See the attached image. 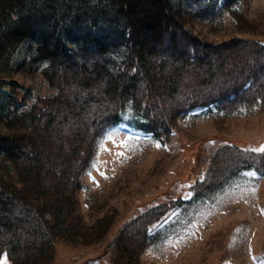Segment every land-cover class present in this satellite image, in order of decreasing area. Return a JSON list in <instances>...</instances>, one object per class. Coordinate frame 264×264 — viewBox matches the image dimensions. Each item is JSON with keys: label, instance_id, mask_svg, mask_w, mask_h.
I'll return each mask as SVG.
<instances>
[{"label": "rangeland", "instance_id": "374dc122", "mask_svg": "<svg viewBox=\"0 0 264 264\" xmlns=\"http://www.w3.org/2000/svg\"><path fill=\"white\" fill-rule=\"evenodd\" d=\"M203 4L211 6L205 17L197 16L194 3L187 8L185 27L209 44L231 40L221 48L227 54L208 44L212 64L198 61L195 48L191 58L166 63L163 52H155L145 68L148 83L134 75L130 95L124 92L130 98L118 106L120 121H131L135 134L119 132L117 124L101 128L92 122L100 116L103 96L96 81L86 87L76 77L80 84L61 88L57 79L48 80L45 63H21L29 58L25 48L11 46L0 53V81L26 85L21 109H30L12 119L0 113V131L20 132L40 149L47 142L61 157L74 145H90L85 165L73 166L76 186L53 173L39 184L35 177L24 184L27 175L0 155L4 185L34 184L47 190L41 197L73 189V204L65 209L71 208L77 233L72 241L56 236L54 256L49 252L38 264H264V90L256 92L249 79L221 99L203 94L220 69L247 58L244 39L264 43V0L235 1L239 20L223 0ZM197 72L204 79L194 84ZM144 89L157 90L162 98L142 109L137 97ZM200 95L213 99L203 102ZM44 102L49 105L39 114ZM21 196L35 198L25 191ZM84 234L88 239L101 235L82 243Z\"/></svg>", "mask_w": 264, "mask_h": 264}, {"label": "trees", "instance_id": "16d2710c", "mask_svg": "<svg viewBox=\"0 0 264 264\" xmlns=\"http://www.w3.org/2000/svg\"><path fill=\"white\" fill-rule=\"evenodd\" d=\"M203 1L0 0V53L11 46L25 48L29 58L21 63H45L42 70L48 80L52 83L57 79L56 85L61 88L72 82L88 87L96 81L101 85L103 96L98 104L100 116L92 122L104 128L122 119L118 106H123L130 98L128 86L134 75L148 83L150 79H147L149 75L145 68L155 52H163L164 61L171 63L191 58L195 48L198 61L212 64L213 49H208L207 41L186 28L184 21V13H190L186 10L193 7V3L198 7L193 9L198 17L206 15L211 6ZM209 1L212 4L217 2ZM235 1L223 0V7L239 20L241 12ZM244 40L248 42L245 48L247 58L235 66L220 69L221 74L212 86L204 89L203 94L221 99L241 89L249 79L257 84L256 92L264 90V81L260 78L262 74L264 78V43L259 39ZM230 42H216L209 46L217 47L218 54L224 56L227 52L221 48ZM242 45H231L230 50ZM250 55L253 57L249 58ZM222 58L220 65H225ZM247 59L251 60L247 62ZM76 77L80 83L73 80ZM192 77L194 84L204 79L198 72ZM148 86H152L151 81ZM248 86L253 88V85ZM128 91L129 95L124 96ZM27 93L28 87L15 79L0 81V113L5 119L14 118L20 111L23 115L29 113L30 109H21L27 103ZM200 97L203 102L213 99L205 95ZM160 98L161 94L154 89H144L137 97L142 109ZM190 102L192 105L194 98ZM110 104L113 107H109ZM48 105L47 102L40 103L38 113L41 114ZM36 145L37 142L30 137L25 139L20 132L0 131V155L14 162L16 168L27 175L28 178L22 176L24 184L33 181L34 177L35 183L39 184L38 180L43 176L53 173L56 178L64 177L76 186L73 166L82 163V168L85 165L90 145L84 142L79 148L74 145L62 157L50 150L47 142L42 144V149ZM63 189L57 195L41 197L46 189L34 184L19 188L0 181V253L6 250L11 264H38L50 253L53 257L56 236L72 241V236L77 233L72 223L74 216L71 208L65 207L73 204V189L70 192L65 189L63 192ZM22 191L35 198L25 199L21 196ZM62 193L65 199H61ZM100 235L88 239L84 234L81 242L92 243L100 239ZM30 238H39V241H29Z\"/></svg>", "mask_w": 264, "mask_h": 264}, {"label": "bare ground", "instance_id": "6f19581e", "mask_svg": "<svg viewBox=\"0 0 264 264\" xmlns=\"http://www.w3.org/2000/svg\"><path fill=\"white\" fill-rule=\"evenodd\" d=\"M5 253V252H4ZM1 258V257H0ZM8 258L7 257H4V258H1L0 259V264H3L4 260H7Z\"/></svg>", "mask_w": 264, "mask_h": 264}, {"label": "snow or ice", "instance_id": "6c2138e0", "mask_svg": "<svg viewBox=\"0 0 264 264\" xmlns=\"http://www.w3.org/2000/svg\"><path fill=\"white\" fill-rule=\"evenodd\" d=\"M260 151H264V148H261Z\"/></svg>", "mask_w": 264, "mask_h": 264}]
</instances>
